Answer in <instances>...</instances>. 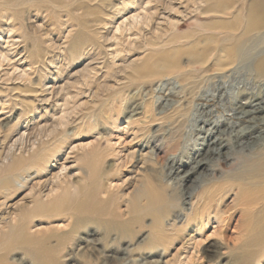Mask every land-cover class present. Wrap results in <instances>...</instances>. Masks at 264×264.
I'll use <instances>...</instances> for the list:
<instances>
[{"label":"rangeland","instance_id":"374dc122","mask_svg":"<svg viewBox=\"0 0 264 264\" xmlns=\"http://www.w3.org/2000/svg\"><path fill=\"white\" fill-rule=\"evenodd\" d=\"M40 1L33 6L23 4L26 12L21 21L31 34H36L35 40L39 39L41 48L30 39L24 41L25 26L20 20H14L8 14L0 18V138L11 134L15 140L20 134L25 133L26 137L31 134L37 139L36 148L41 138H52L55 125L59 132L67 131L68 134L56 142L62 151L53 159L52 166L38 176L33 170L37 177L9 202V210H13L15 202L37 190H33L35 183L39 188L43 186L45 192L59 185L60 190L54 197L61 196L57 207L59 212L62 211L61 215L35 219L30 223L31 231L55 229L53 233L48 232L53 235L48 244L60 264H103L112 252L104 256L95 252L93 259L86 256L82 249L85 243H79L80 238L86 237V230L79 227L81 230L77 235L71 233L75 227L70 215L78 200L89 195L92 183L89 173L101 171L106 174L98 179V204L125 216L104 215L105 218L129 219L132 200L139 195L140 203L148 209L150 200L146 193L150 187L163 188L171 203L161 216L162 220L157 222L153 214H148L141 224L135 223L138 236L131 243L128 238L129 242L124 243V247L131 249V256L119 262L110 257L113 262L109 264H153V259H160V264H264V242L258 243L262 226L261 203L255 202L256 195H244L243 190V187L247 190L246 180L257 181L251 167L255 148L226 144L222 149L225 153L209 162L201 183L181 178L183 167L172 162L173 157L178 162L198 158L205 150L206 129L212 128L209 123L233 115L231 108L237 102L235 96L246 88V71L217 73L212 67L191 83L182 80L177 72L147 75L159 56L174 53L172 49L176 43L167 42L199 30V22L212 18L199 14L195 4L198 6L202 0H57L64 4L71 1L68 6L59 5L57 10L55 0H51L55 9L51 12L43 9L50 3ZM70 9L74 15L68 14ZM136 15L143 16V21L134 20ZM39 50L41 56L36 58ZM180 61L187 64V55L182 54ZM210 100H215L212 101L215 105L206 107ZM135 111L140 113L129 117ZM62 119L68 120L66 125H60ZM244 124L242 122L241 126ZM42 127L46 131L40 130ZM30 143L29 139L25 141L24 149L17 148L16 154L31 153L33 146ZM97 143L100 150L95 156H86V150ZM62 164L67 169H63ZM64 176L68 181L61 183ZM192 184L195 187L192 196L187 197L185 192L190 191ZM228 187L233 188L228 190ZM223 190L226 193L221 202L218 199ZM206 205L210 206V221L200 215ZM6 218L3 223L10 220V217ZM104 225H100L99 232L91 238L98 244V250L107 246L106 241L111 238L114 246L111 249L115 250L121 243L116 241L113 233L109 239H104L101 233ZM154 226L175 238L174 245L169 246L162 257L151 254L153 246L147 241ZM91 230L94 228L89 225L87 231ZM16 255L21 256L20 253ZM27 256L24 255L29 259L22 264L33 263ZM66 257H69L68 261Z\"/></svg>","mask_w":264,"mask_h":264},{"label":"bare ground","instance_id":"6f19581e","mask_svg":"<svg viewBox=\"0 0 264 264\" xmlns=\"http://www.w3.org/2000/svg\"><path fill=\"white\" fill-rule=\"evenodd\" d=\"M46 1L51 5L48 4L43 9H45L46 11L50 10V12L55 11V9L57 10L56 7H58L59 5L68 6L71 4V1H69L68 4H64L55 0L54 1L55 9H53L51 0H46ZM35 2L40 3L42 1L0 0V18L4 16V14H8L9 16H11V18H14V20L16 19L20 20V22H22V24L26 27V28L24 27V30L22 32V34L24 35V41L30 39L33 41L34 44H36L38 47L41 48L43 47V45L37 42L39 39L37 38L38 40H35L36 34L34 35L31 34V30L26 26V24L23 21H21L22 14L26 12V9L22 8V6H25L23 4L30 3V6H33ZM196 4L195 6L197 8L199 7L198 8L200 11L199 14L210 16L212 18L206 19L204 22H199V28H200L199 30L189 35H180V37L170 42H167V44L170 43L177 44L173 46L172 50H174L173 51L174 53L159 56L151 64V69L149 70L147 75L149 77H153L155 75H163L166 73L177 72L182 80L191 83L195 79H197L200 75H204L205 73L208 72V70H211L212 67H213V71L217 73H225L227 71H232V70L237 73H242L243 71H246L248 75L245 82L246 88L242 89L238 93L237 97L235 96V101L237 102H235L231 108L233 111V115L229 119L227 118V119L212 120L213 122L209 123L211 124L212 128L206 129L207 136L205 141V145H206L205 150L199 155L198 158L193 157V158H189V160L187 159L188 161L178 162L176 158L173 157L172 162L176 164L178 163L179 167L181 166L183 167V169L180 170L181 178H184L189 182L193 181L192 183L197 181L201 183L204 181L203 179V177H205L204 171L208 168L209 162H211V160L215 156L221 157L222 156L221 153H225L222 151V149L226 144L229 143L232 144V146L236 144L243 146L245 144L247 147L255 148L256 152L253 155L254 162L251 167H253L255 171L254 176L257 177V181L248 182V180H246L247 181L246 183L248 185H244V186H247V190H245L244 187L243 190L245 191L244 195L246 194L256 195V197L254 198L255 202L256 203L259 202V204L261 203L259 214H261L262 216L260 221V223H262L261 224L262 226L258 238V243L261 245V243L264 242V0H202L198 4V6ZM202 4H204V6ZM73 12L74 11L70 9L68 11V14L70 13L73 14ZM143 18H144L143 16L142 17H139L138 15L133 16V19L136 21L140 19L139 22L143 21ZM172 25L176 26V23L172 22ZM38 27H40V25ZM31 28L36 29L34 28L33 25H31ZM171 28L173 29V27ZM36 52H38V54H36L37 56L35 55V52H31V53L35 55L36 58L40 57L41 56L40 50ZM182 54L187 55V64H183L180 61ZM141 70L139 69V71ZM35 93H37V91H35ZM183 95H187V94H183ZM212 101L215 100L207 101L205 106L206 107L214 106L215 102L212 103ZM144 111H146V109H144ZM138 113L140 112L135 111L134 114L133 113L130 114L129 117H132L133 115L137 116ZM67 121L62 119L61 123L60 122L59 123L60 125L63 126L67 124ZM239 121H241V124H237ZM242 122L245 123L243 126H241ZM58 129L59 128H57V126L55 125L53 129L54 134L53 135L51 134L52 138H50V140L48 139L49 138L48 136H46L44 139L41 138V142L39 143L40 145L36 148H34L35 147L34 145L37 139H35L34 136L31 137V134H27V137L25 133L20 134L18 138L15 137V140L12 139L11 134H6L5 136L2 135L3 139L0 138V148H1L0 149V264H22L26 259L24 255L25 256L29 255L31 259H33L32 261L34 264H60L56 261V256L51 254L52 253L51 251H53L54 249L50 248L48 244L50 243L49 241L51 239V236H53L48 234L50 229L46 231L39 230L32 232L31 231L32 226L30 225L32 221L38 218L47 219L61 215L62 211L59 212V210H57L59 203L58 200L61 198V196L57 195L56 197H54V195L57 194V192L60 190L59 189L60 186L57 185V188L52 186V188H50L48 192H45L43 190V186L39 188L38 184L35 183L33 186V190L35 188H37V190L31 191L29 194L25 195L20 201L15 202L13 206L14 207L13 210H9L10 206L8 205L10 201H12L15 197H18L20 191L21 192L23 191V188L27 186V184L31 179H35L38 175L42 174V171L46 170L49 166H52L51 163L54 161L53 159L56 158L57 154L62 151L60 145L56 146V142L62 139L61 137L66 136L68 133L67 131L59 132ZM40 130L46 131L45 127H42V129ZM213 133H218V134L217 136H212ZM226 134H230V135L224 137L223 135ZM72 137H74V135ZM28 139L29 141H31L32 144L31 143L30 144L33 146L30 147V150L33 151L31 153H28L27 152L28 148L25 147L27 149L26 152L28 155L24 154L25 153L24 151H22L19 155L16 154L15 150L17 148L18 149L20 148L19 150L24 149L23 147L26 146L24 145L25 141H28ZM32 139H34V141H32ZM30 144L29 146H31ZM99 146H100L99 143L91 146L88 150H86L85 152L86 156L88 157L95 156V154L100 150L98 148ZM226 158H228V154H226ZM62 167L63 169H67L65 164H62ZM33 170H36L37 176L32 173ZM248 170L250 173L251 168ZM196 173L197 175L194 177ZM104 174L106 173H101V171L99 172L96 171L95 173H89L88 177L92 181L89 195L87 194L88 196L83 200L80 201L78 200L77 204H75V207L71 210L70 213V215L74 218L73 228L75 227V229L71 230V233L73 231V234H76L80 232L82 228L86 230L85 232L86 237L80 238L79 241V243H85V246L82 247V249H83V253L86 254V256L93 259L92 256L93 255L95 256V252H98L99 256H104L108 252L110 253L111 251L112 253L109 256L111 258H115L119 262L120 259H125L126 256H131L129 255L131 249L128 250L127 246L124 247L125 246L124 243H126L127 238L130 239V242L128 240L127 241L131 243L132 241H134V238L138 236L137 230H135L137 228L134 229L133 225L135 223L141 224L142 222L141 220L145 218V215L148 214H153L155 216L154 217L155 220L157 222L160 221V218L163 215L164 211H166L168 206L171 205L169 198L170 196L167 195L166 191L163 188H159L158 186H157L158 188L150 187L148 192L146 193V195H148V199L150 200L149 202L150 205L148 207V209L150 208V211L146 209L144 206H142V204L139 201L141 195H139L138 197H134L132 200L133 203L131 208L129 209V214H130L129 219L123 221L113 218L108 219L103 216L108 215L113 217L115 216L118 218L125 216H123L122 213L114 212L111 211L110 209L107 210L105 209V207L102 208V206H100V203L98 204L99 184L97 183L100 182L98 181L99 177H101ZM22 178H24V180ZM152 178L153 177H151V179ZM67 181H68L67 176H64V178L61 179L60 182L64 183ZM226 182L228 181L226 180ZM64 185L65 184H63V186ZM239 185H243V184H239ZM193 186H194L193 184L192 186H189L190 191L186 190L187 192H185V194L187 193L186 194L187 197L192 196L193 190L195 188ZM69 187H71V185ZM216 187H215V191H216ZM222 187L224 188V185L220 186V190H222ZM217 188L219 189V187ZM232 188L233 187H231V189ZM231 189L229 188L228 190ZM208 193L210 192L208 191ZM224 193H226V191L224 192L223 190L221 192V195L220 196L218 195L219 196L218 201H221L223 199V197L225 196ZM208 196L210 197V195ZM29 198H31L32 200L30 201ZM245 198L249 200V197L248 198L245 197ZM208 203H210V201ZM209 207H210L209 205L208 207L206 205V207L204 208L205 210L204 211L201 210L202 214L200 213V215L201 217L206 216L207 220L210 221V212L208 210ZM124 214L126 215L125 212ZM6 217H10V220L7 221L6 223H3V221H6L7 219ZM64 217L66 218L67 216L64 215ZM217 219L218 221L220 220L222 221V219L220 220L219 218ZM102 224L103 225L105 224L104 225L105 228L104 231L101 230L100 231L101 233L103 232L104 235H102L101 233L100 234L103 237H105L104 239L106 240L109 239L110 236H112L111 235L112 233L116 235L114 238H117L116 241L121 243L118 245L117 249L115 250L111 249L114 246L112 244L113 242L110 241L111 240L110 238V240L106 241L107 246L103 244V246L104 245L105 246L98 250L99 248L98 244L96 243L95 240L91 238V236H94V234H97V232H99V229L101 228L100 225L103 227ZM89 225H91V227L94 228V230L93 231L91 230V232L87 231V227ZM79 227L81 229H79ZM137 227L139 228L138 225ZM67 228L69 227L67 226ZM58 230H57V234H58ZM53 231L50 232L53 233ZM174 231H176V229ZM59 232L61 233L60 230ZM147 241L150 244V246H153L152 248L154 251L153 252L150 251L151 254H156L159 256L161 255L160 257H162L166 255L169 246H171L174 243L175 238L174 236L167 234L159 226H154L151 235L149 237V240ZM136 245L138 246V244ZM150 246H148V248ZM140 247L142 248V244H140L139 249H141ZM15 250L17 252H14ZM135 250L137 249L135 248ZM119 251L121 252L119 253ZM18 253H20L21 256L17 257L16 254ZM46 254H49V256H46ZM121 255H123V257H121ZM110 257L105 258L103 264H109L110 261L112 260ZM68 259L69 257L67 258V261ZM131 261L133 262L134 260L131 259ZM62 263L64 262H61V264ZM152 263L160 264L161 261L160 259L159 260L153 259Z\"/></svg>","mask_w":264,"mask_h":264}]
</instances>
